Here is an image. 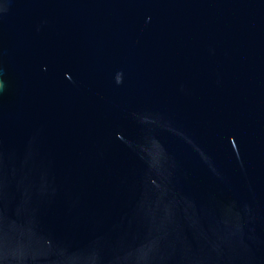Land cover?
Masks as SVG:
<instances>
[{"label":"water","instance_id":"95a60500","mask_svg":"<svg viewBox=\"0 0 264 264\" xmlns=\"http://www.w3.org/2000/svg\"><path fill=\"white\" fill-rule=\"evenodd\" d=\"M0 264H264V0H0Z\"/></svg>","mask_w":264,"mask_h":264}]
</instances>
